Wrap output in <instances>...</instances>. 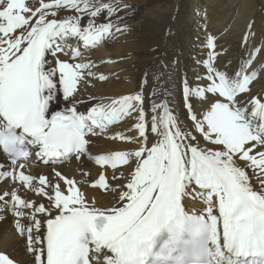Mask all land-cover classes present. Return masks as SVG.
<instances>
[{
    "label": "snow or ice",
    "instance_id": "snow-or-ice-1",
    "mask_svg": "<svg viewBox=\"0 0 264 264\" xmlns=\"http://www.w3.org/2000/svg\"><path fill=\"white\" fill-rule=\"evenodd\" d=\"M130 10L126 0H0V222L26 257L5 241L0 264H264V45L250 43L254 21L235 63H217L205 30L194 76L173 73V58L151 85L146 74L128 94L82 99V85L108 77L79 45L127 32ZM122 121L128 134L112 129L110 139L127 150L94 153L95 138ZM71 158L94 162L98 178L26 171L30 159ZM89 180L107 205L82 190Z\"/></svg>",
    "mask_w": 264,
    "mask_h": 264
},
{
    "label": "bare ground",
    "instance_id": "bare-ground-1",
    "mask_svg": "<svg viewBox=\"0 0 264 264\" xmlns=\"http://www.w3.org/2000/svg\"><path fill=\"white\" fill-rule=\"evenodd\" d=\"M38 3V0H26ZM131 10L125 17L128 31L116 35L98 45L79 48L84 57L96 65L97 76L104 74L107 81H96L81 86V98L90 96L112 97L118 94H128L135 89L147 74L149 84L152 83V73L160 69L161 61H178L173 73L194 76L199 69L195 66V57L201 54L200 39L203 32L215 36L218 55L217 63L224 64L231 60H240L246 49L242 40L246 25L254 21V36L250 43L264 45V0H126ZM123 15V12L121 13ZM203 21V22H202ZM171 28L174 33L166 37ZM163 83V82H161ZM257 87H260L258 84ZM151 90V89H150ZM173 102L180 103V98L173 97ZM178 112V110H177ZM115 131L127 133L124 122L119 127L109 126L105 134L95 138L92 151L106 152L110 150H127L122 148L121 141H112L110 136ZM56 167L77 180L81 173H88L91 180L97 177L99 166L92 161L81 164L74 158L65 160L62 164L44 166L39 160L27 162L26 171L34 174H48ZM111 169H109V179ZM91 180L83 185L90 197L95 198L100 205H107L110 196L100 190L93 189ZM107 197V198H106ZM199 206V202H195ZM5 213H0L3 217ZM7 241L9 249L15 250L18 259L24 261L22 249L15 242L11 233V222H0V247Z\"/></svg>",
    "mask_w": 264,
    "mask_h": 264
}]
</instances>
